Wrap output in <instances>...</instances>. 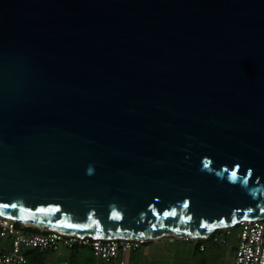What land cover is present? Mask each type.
I'll use <instances>...</instances> for the list:
<instances>
[{
  "label": "water",
  "instance_id": "1",
  "mask_svg": "<svg viewBox=\"0 0 264 264\" xmlns=\"http://www.w3.org/2000/svg\"><path fill=\"white\" fill-rule=\"evenodd\" d=\"M0 213L146 240L264 217V0H0Z\"/></svg>",
  "mask_w": 264,
  "mask_h": 264
},
{
  "label": "built area",
  "instance_id": "2",
  "mask_svg": "<svg viewBox=\"0 0 264 264\" xmlns=\"http://www.w3.org/2000/svg\"><path fill=\"white\" fill-rule=\"evenodd\" d=\"M231 236L238 239L234 264H264V217L242 219L235 225L218 228L206 238L191 239L200 251L206 249L205 241L223 245ZM170 241L174 236H168ZM146 239L105 238L31 225L0 213V264H28L32 250L39 252L56 250L60 245L69 249L86 247L101 262L116 264L125 261L129 250L138 249ZM64 264H68L65 262Z\"/></svg>",
  "mask_w": 264,
  "mask_h": 264
},
{
  "label": "rangeland",
  "instance_id": "3",
  "mask_svg": "<svg viewBox=\"0 0 264 264\" xmlns=\"http://www.w3.org/2000/svg\"><path fill=\"white\" fill-rule=\"evenodd\" d=\"M238 239L231 236L227 244L219 245L205 241L206 249L200 251L193 240L169 237L149 240L136 250H129L126 260H116V264H234ZM39 252V251H38ZM31 256V255H30ZM37 262L28 264H97L101 262L91 249L80 247L71 250L60 245L56 250L40 252Z\"/></svg>",
  "mask_w": 264,
  "mask_h": 264
},
{
  "label": "trees",
  "instance_id": "4",
  "mask_svg": "<svg viewBox=\"0 0 264 264\" xmlns=\"http://www.w3.org/2000/svg\"><path fill=\"white\" fill-rule=\"evenodd\" d=\"M198 247V246H197ZM78 249V248H77ZM74 250V249H73ZM40 252H38L37 250H32L31 251V256H30V261L32 260V261H35V262H37V261H39L38 260V254H39Z\"/></svg>",
  "mask_w": 264,
  "mask_h": 264
},
{
  "label": "bare ground",
  "instance_id": "5",
  "mask_svg": "<svg viewBox=\"0 0 264 264\" xmlns=\"http://www.w3.org/2000/svg\"><path fill=\"white\" fill-rule=\"evenodd\" d=\"M28 224L34 225V223H32V222H28Z\"/></svg>",
  "mask_w": 264,
  "mask_h": 264
},
{
  "label": "crops",
  "instance_id": "6",
  "mask_svg": "<svg viewBox=\"0 0 264 264\" xmlns=\"http://www.w3.org/2000/svg\"><path fill=\"white\" fill-rule=\"evenodd\" d=\"M126 260V259H125Z\"/></svg>",
  "mask_w": 264,
  "mask_h": 264
}]
</instances>
